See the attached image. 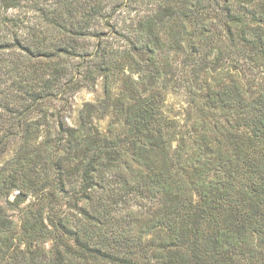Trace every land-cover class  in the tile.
<instances>
[{
    "label": "trees",
    "instance_id": "16d2710c",
    "mask_svg": "<svg viewBox=\"0 0 264 264\" xmlns=\"http://www.w3.org/2000/svg\"><path fill=\"white\" fill-rule=\"evenodd\" d=\"M0 264H264V0H0Z\"/></svg>",
    "mask_w": 264,
    "mask_h": 264
},
{
    "label": "rangeland",
    "instance_id": "374dc122",
    "mask_svg": "<svg viewBox=\"0 0 264 264\" xmlns=\"http://www.w3.org/2000/svg\"><path fill=\"white\" fill-rule=\"evenodd\" d=\"M102 98V83L101 80L98 79L97 84L94 87L87 88L83 87L80 88L77 92L70 96L68 99V104L65 106H61L59 102L55 101L53 105L50 106L49 110L47 111L49 114L51 111L59 110L60 113L65 117L68 123H72L77 116L78 109L81 108L87 102H96ZM165 105L170 113L175 118L181 120V122L185 121L188 118V111H190L188 102H187V95L184 91L179 88L177 90H169L165 96ZM43 115V113H41ZM39 118V115L37 116ZM109 116L104 117L100 121V125H105L108 121ZM40 119L49 120L50 117L43 116ZM189 122V121H188ZM44 126L41 125V134L43 133ZM44 134V133H43ZM42 137V136H41ZM10 199L13 198V194L9 196ZM30 198H27L25 203L21 206H25L29 202ZM48 246V243H47Z\"/></svg>",
    "mask_w": 264,
    "mask_h": 264
}]
</instances>
